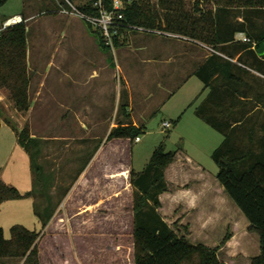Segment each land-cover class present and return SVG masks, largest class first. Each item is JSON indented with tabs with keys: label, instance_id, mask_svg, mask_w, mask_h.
Here are the masks:
<instances>
[{
	"label": "rangeland",
	"instance_id": "rangeland-1",
	"mask_svg": "<svg viewBox=\"0 0 264 264\" xmlns=\"http://www.w3.org/2000/svg\"><path fill=\"white\" fill-rule=\"evenodd\" d=\"M89 2L94 0H8L2 8L6 16L23 13L28 24L31 106L27 111L19 109L9 89L0 85V169L6 173V178L3 177L6 182L21 192L33 190L35 193L3 201L0 226L7 238L12 236L15 224L41 230L37 240L39 264H131L134 223L133 218L126 216L133 197V187L129 189L130 168L143 170L161 142H165L166 149L178 151V162L183 159L182 154H186V164L191 168H195L190 162L194 158L208 174L216 176L218 172L212 152L223 135L195 113L203 98V95L199 96L203 82L196 76L189 78L162 110L158 111L156 107L157 114L149 119L139 141L132 143L129 139L114 138L107 142L110 146L104 152L101 150L110 131L109 125L114 122L116 126L122 121L120 93L130 89L132 95L139 98L146 91L141 86L143 72L151 74L153 80L159 77L154 73L157 70L155 62L143 59L153 54L167 59L176 50L183 54L182 44L201 43L128 28L120 34V42L124 45L103 48L99 42L101 33L89 27L87 19L79 12V5ZM182 2L185 10L194 4V0ZM132 44H147L148 47L139 51ZM155 44H165L166 49L173 52H149V49H156ZM203 48V53L210 51ZM187 60L185 57L180 59L185 64ZM94 70L99 74L97 78L91 77ZM99 84L104 85L100 102L104 101L106 106L96 109L93 104H96L94 98ZM154 85L157 83L151 80L149 89ZM78 93L80 97H77ZM145 108L143 105L140 112ZM75 109L80 111L79 115L74 114ZM170 115L177 119L182 115V119L178 125L166 128L162 121L171 118ZM26 125L30 134L39 140L33 150L38 149L35 159L43 166L40 180L36 179L30 152L17 142L16 134ZM103 157L108 159L90 171L91 178H99L97 191L93 190L78 206H67V196L74 190L81 172L94 167ZM107 172H113L114 177ZM168 176L175 180L176 174L171 170ZM107 178H112L113 183L108 189L105 186ZM48 193L51 201L47 213L42 208ZM166 197L165 205L170 204ZM87 208L89 221L79 227L74 214ZM181 210L182 206L175 212ZM118 212L122 213V224L113 217ZM190 212L192 218L201 215L196 209ZM45 213H52L54 218L42 228ZM188 218L174 219L170 225L180 234H188ZM197 232L202 234L200 230ZM200 234L192 239L204 240ZM116 243L122 245V249H114L112 245ZM0 264L27 263L25 258L12 257L0 259Z\"/></svg>",
	"mask_w": 264,
	"mask_h": 264
},
{
	"label": "trees",
	"instance_id": "trees-1",
	"mask_svg": "<svg viewBox=\"0 0 264 264\" xmlns=\"http://www.w3.org/2000/svg\"><path fill=\"white\" fill-rule=\"evenodd\" d=\"M7 1L0 0V85L9 89L19 109L27 111L31 106L28 24L23 17L22 21L3 28L4 22L11 17L2 12ZM123 1L128 23L171 30L210 50L208 57L195 70L204 82V88L211 89L197 106L196 113L224 136L212 152L218 165L217 178L248 218V229L260 237L261 251L252 258L251 264H264V93L251 97L244 87L249 84L247 76L255 75L251 69L264 74V59L258 57L264 55V0H194L189 10L184 9L182 0ZM94 2L79 5L80 11L98 14ZM103 3L107 9H112L113 0H103ZM125 29L128 28L119 27V33L114 35L115 46L121 44L120 34ZM238 32L244 33L247 39H236ZM99 42L103 48L110 46L101 34ZM256 104L260 107L250 113ZM126 105L122 103V110H126ZM9 125L16 130L14 125ZM145 128V124L122 120L110 129L106 140L122 138L133 143ZM18 142L30 152L36 179L40 180L43 166L35 159L38 149L33 150L39 140L30 134L28 125L18 133ZM176 154L177 150L166 149L163 141L155 148L143 170L130 168L134 264H228L218 252L230 239L229 232L214 247L195 243L176 232L159 211L160 194L168 189L166 169ZM34 193L33 190L21 192L0 178V204L7 199ZM50 195L44 196L47 202L42 209L45 208L47 213ZM47 213L42 217V228L53 217L52 213ZM40 231L15 224L12 236L7 238L0 226V259L22 257L27 264H39L37 240Z\"/></svg>",
	"mask_w": 264,
	"mask_h": 264
},
{
	"label": "crops",
	"instance_id": "crops-1",
	"mask_svg": "<svg viewBox=\"0 0 264 264\" xmlns=\"http://www.w3.org/2000/svg\"><path fill=\"white\" fill-rule=\"evenodd\" d=\"M16 14L23 16V13H14L13 15ZM29 18L30 17H28V19ZM239 19L242 20V17H239ZM245 37L246 35L242 32H238L236 34V39L245 40L244 39ZM121 45L124 44H119L118 46ZM132 45L136 46V49L139 51H143L148 47L147 44H132ZM164 45L165 44H155L156 49H152V50L149 49V52L153 51L156 52L157 54L159 53L162 54L164 52L172 51L171 49H166V46ZM181 46L184 47L183 50L185 49L183 54L182 52L178 53L176 50V52H174V54H172L167 59L154 56V54L151 55L150 57L148 56L147 58L143 59L145 62L146 61L155 62L154 63L156 67L155 69L157 70L154 73H156L159 77L157 78V80L156 79L153 80L151 78L152 76L151 74L149 75L148 73L143 72L145 75L143 76V79L141 81L142 82L141 86H144V90L146 91L145 94L140 96L139 98H135L130 92V89L124 90L123 94L120 93L119 102L120 99H122L123 103L127 104L125 107L126 110H122L121 112L122 113L121 120L129 121L136 125L145 124L147 128V123L149 119L157 114L156 107H158V111L162 110L166 102L173 96V94L177 92V90L189 78H191L192 76L198 77L195 74V70L200 64H202L205 61V59L208 57L210 52L208 51V53H203L202 51H205V48H203V46L200 44H194V43L182 44ZM126 51H130V50H126ZM139 54L140 52L138 53V55ZM184 57L188 59L186 64L184 63L185 61L184 62L180 61V59H183ZM258 57L264 59L263 54L258 55ZM145 69L147 71V68ZM251 70L253 73H255V75L247 76V81L249 84L244 87L249 92L251 97H253L255 94L264 93V74L260 73L255 69H251ZM94 72L91 74V77L97 78L99 74L98 72H96V70H94ZM151 80L156 82L157 85H154L152 88L149 89L148 84L151 82ZM128 83H130L129 80ZM103 87H104L103 84H99L97 88V92L95 93L94 99H96V104H93V107L96 109L97 108L101 109L104 108V106H106V104H104L105 103L104 101L100 102V100L103 97L102 96ZM210 90H211L210 87L204 88V82H203V89L199 94V96L203 95V98L198 105H200L203 102V100L208 96ZM80 96L81 94L78 93L77 97ZM240 97L243 98L242 95ZM253 104H255V98ZM253 104H251V107H253ZM143 105H145L146 108L144 109V112L143 111L140 112L141 111L140 108ZM259 107L260 105L256 104V106L253 109H251L250 113H253V111L257 110ZM74 111H75L74 112L75 115L80 114V111H78V109H75ZM170 117L171 118L164 119L162 121V125L164 127H166L164 124L165 121H170L172 127L173 125H178L179 120L182 119V115H179L178 117L179 119H177V116L173 117L172 115H170ZM199 118L203 120L201 117ZM204 122L207 123L206 121ZM113 124L114 122L110 124L108 128L111 129L114 126ZM81 127H83V125ZM166 128H170V127H166ZM212 128L215 129L214 127ZM16 136L18 142V135L16 134ZM108 141L110 140H106V142L104 143V147L101 149L103 152L105 151L104 150L105 148L110 146L109 144H107ZM102 151L100 154H102ZM124 152H125V148H124ZM185 155L182 154L183 159L181 160V162H178L177 154H176L174 161L166 169V179L168 183V189L160 194L161 206L159 207V211L162 213L163 216L164 215L166 216V217L164 216V218L169 224L174 219L179 220L181 218L185 219V217L186 218L189 217L188 222H190V226H189L190 233L180 234L178 231L176 232H178L180 235H185L187 238H189L192 242L195 243L201 242L208 246L214 247L219 245L226 236V234L229 232L231 234L230 239L226 242V244H224L219 249L218 253L220 258L226 261L228 264H251L252 258L259 255L261 251L260 237L258 233L254 231H250L248 229L250 223L248 218L240 209V207L230 197V195L227 193L225 187L217 178V175L214 176L212 174H208L206 172V169L202 167L198 162H196L194 158H191L190 162L194 165L195 168H191L190 167L191 165L189 166L188 164H186L188 161L187 159H185ZM105 158L106 157H103L102 159H98L94 167L90 166L88 170L84 169L81 172L78 178V183L76 184L74 190L67 196L68 197L67 206L76 207L79 205L80 202L83 201L85 202L87 200V196L91 194L93 190L97 191L99 178H97L96 180L94 177L91 178L90 175L92 174V172L90 171L95 167H97L100 163H102ZM106 159H108V157ZM171 170L173 171V174H176V177L174 178L175 180H171L168 176ZM107 174L110 175V177H114L113 172L112 173L107 172ZM3 177L6 178V173H4V171L2 172L0 171V178L4 180ZM109 184H113L112 178L106 179L105 186L107 189ZM131 186L132 185L129 181V189H131ZM164 196H167L166 199L170 201V204L165 205ZM180 206H182L181 212L180 213L175 212ZM189 209L190 210L196 209L197 212L201 213V215L197 217L193 215L194 217L192 218L190 217L191 212ZM126 211H127L126 216L133 218V197H132V205L130 206V209ZM186 211L189 212L185 214ZM87 214H88V208L83 209L82 211L77 210L75 212L74 216L75 218L77 217L76 220L78 221L79 227L85 225V223H88L89 220L87 219ZM121 215L122 213L118 212L117 216H113L118 219V223L120 224H122V219L120 218ZM169 215L171 216L176 215V216L171 217L172 219H169L168 217ZM53 218L54 217H52V220ZM182 219L181 221H183ZM228 227L231 230H229ZM199 230L200 232H202V234L197 232ZM196 234L198 235L200 234L205 239L204 240L192 239ZM112 247L117 251L122 249V245L118 243L112 245ZM130 251L131 253H133L131 264H134V243H132V246H130Z\"/></svg>",
	"mask_w": 264,
	"mask_h": 264
},
{
	"label": "built area",
	"instance_id": "built-area-1",
	"mask_svg": "<svg viewBox=\"0 0 264 264\" xmlns=\"http://www.w3.org/2000/svg\"><path fill=\"white\" fill-rule=\"evenodd\" d=\"M95 6L98 8V14H86L82 11H79L81 15L87 19V21L96 29L98 30L101 35L103 36L104 40L107 44L115 48L114 44V35L119 33V27L125 26L130 29H139L143 31H150L159 34L170 35L174 37L186 38L190 39L188 36L173 32L171 30L161 29V28H150L146 26H139L130 24L125 20V15L123 9L125 8V2L123 0H113V7L112 9H107L103 3V0H96ZM23 20V16L16 14L8 18L4 24L3 28L7 26L20 22ZM247 39L246 37L244 38ZM166 127H171L170 121L164 122ZM141 139L140 136H137L135 141H139Z\"/></svg>",
	"mask_w": 264,
	"mask_h": 264
}]
</instances>
